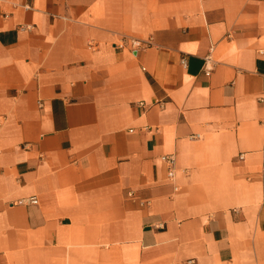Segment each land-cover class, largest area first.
Returning <instances> with one entry per match:
<instances>
[{
  "label": "crops",
  "instance_id": "obj_1",
  "mask_svg": "<svg viewBox=\"0 0 264 264\" xmlns=\"http://www.w3.org/2000/svg\"><path fill=\"white\" fill-rule=\"evenodd\" d=\"M0 264H264V0H1Z\"/></svg>",
  "mask_w": 264,
  "mask_h": 264
},
{
  "label": "built area",
  "instance_id": "obj_2",
  "mask_svg": "<svg viewBox=\"0 0 264 264\" xmlns=\"http://www.w3.org/2000/svg\"><path fill=\"white\" fill-rule=\"evenodd\" d=\"M1 2V0H0ZM151 39H145V40H141L138 38H133V37H121L119 39V46L120 47H129L131 50L133 49H140V48H144L148 45H150ZM183 63H185V59H183ZM207 74H210V71H206ZM243 156V155H242ZM162 160L167 164V168H168V173L170 176H173L176 170V157L174 154H167L162 156ZM132 194V193H131ZM30 201L37 203L38 200L35 197L30 198Z\"/></svg>",
  "mask_w": 264,
  "mask_h": 264
}]
</instances>
